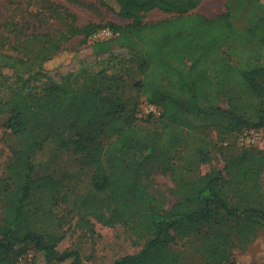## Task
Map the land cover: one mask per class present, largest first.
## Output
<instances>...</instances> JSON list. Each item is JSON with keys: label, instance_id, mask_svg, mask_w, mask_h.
Instances as JSON below:
<instances>
[{"label": "trees", "instance_id": "obj_1", "mask_svg": "<svg viewBox=\"0 0 264 264\" xmlns=\"http://www.w3.org/2000/svg\"><path fill=\"white\" fill-rule=\"evenodd\" d=\"M201 1L100 0L131 21L80 25L76 14L56 9L64 25L55 33L21 25L9 28L12 38L0 34V90L11 93L10 99H0V113H10L7 127L18 139L9 176L0 177L5 213L0 264H12L21 244L27 245L17 253V264L30 249L39 250L47 264H88L80 250L61 251L52 234L28 225L34 194L56 182L50 176L32 177L33 158L49 142L60 153H85L96 165L95 194H75L82 200L75 209L105 224L125 226L145 240L139 251L113 264H183L173 244L194 234L201 264H229L236 262L235 235L242 246L264 226V207L244 191L247 186L250 193L264 191V169L254 163L264 152L254 148H245L223 168L186 179L171 208L145 181L158 169L174 171L187 142L184 128L212 125L224 134L264 130V0H226L225 11L216 16L194 11ZM153 9L169 15L146 21L145 13ZM101 29L115 36L92 43L97 57L108 54L99 62L119 57L114 46L128 47L140 77L136 89L161 108L158 115L149 114L154 127L141 126L136 107L123 106L108 92L119 82L114 76L98 72L81 82L73 72L56 79L43 70L42 63L70 40L82 36L81 42L88 43ZM223 97L228 107L220 103ZM109 129L117 133L105 143L101 136Z\"/></svg>", "mask_w": 264, "mask_h": 264}, {"label": "rangeland", "instance_id": "obj_2", "mask_svg": "<svg viewBox=\"0 0 264 264\" xmlns=\"http://www.w3.org/2000/svg\"><path fill=\"white\" fill-rule=\"evenodd\" d=\"M226 0H202L194 9L196 12L208 16H216L226 9ZM56 9L62 12L65 9L76 14L78 24L89 22L106 23L116 22L122 25L131 20L124 18L114 11L103 6L100 0H0V34L5 32L13 37L9 28L23 25L29 31L57 32L64 25ZM169 14L153 9L146 12V21H157ZM115 35L108 29H101L90 37L88 43L81 42L82 36L70 40L66 47L42 63V68L50 75L59 79L61 75L73 72L81 82L86 80L88 74L104 72L109 78L114 76L118 84L108 90L117 97L120 104L127 108L136 107L138 123L146 128L154 127V121L149 122L151 112L156 115L161 108L150 104L145 96L136 89V82L140 79L136 65L129 60L131 53L126 46L116 45L115 53L119 57L108 63V54L101 53L96 56L92 43L96 40L112 38ZM115 62V63H114ZM3 64V63H2ZM108 85V84H107ZM107 86L103 89L106 90ZM11 93L8 89L0 90V99L8 100ZM220 103L228 107L226 98ZM10 113H0V177L9 176V164L13 157V149L17 147L18 139L7 127ZM117 130L109 129L101 140L110 142L116 136ZM186 144L180 148L175 161L174 171L164 172L158 169L145 181L153 194L165 200L167 208L173 207L181 196V187L186 179L193 178L201 173L208 172L212 167L223 168L237 154L245 148H254L264 152V130L249 128L232 133H222L216 126L199 124L195 129L184 128ZM227 141V143H226ZM202 148L201 153H199ZM49 142L46 148L33 158L35 170L33 178L50 176L56 180L53 186L47 182L31 199L32 214L28 219L37 230L52 234L55 237L58 249H78L81 251L84 262L88 264H113L114 261L126 254L139 251L144 239L131 233L122 225L111 226L98 220L93 214L84 215L75 209L82 204L81 198L77 200L75 194H95L92 185V176L96 165L86 159L85 153L63 151ZM55 158H51V154ZM181 164H180V163ZM254 163L264 169V156L255 159ZM180 164V165H179ZM240 186H244L241 184ZM250 198L257 205L264 207V191L248 192ZM104 196V194H97ZM1 205V203H0ZM5 213L0 206V238ZM27 244L18 245L13 254L12 264H17V253ZM199 237L195 234L187 239H179L173 244L179 253L183 264H201L202 257L199 252ZM232 259L239 264L264 262V226L261 227L251 242L239 245L238 236L235 235L232 248ZM19 264H47L44 255L35 249L25 253Z\"/></svg>", "mask_w": 264, "mask_h": 264}, {"label": "built area", "instance_id": "obj_3", "mask_svg": "<svg viewBox=\"0 0 264 264\" xmlns=\"http://www.w3.org/2000/svg\"><path fill=\"white\" fill-rule=\"evenodd\" d=\"M229 264H239L238 262H231V263H229Z\"/></svg>", "mask_w": 264, "mask_h": 264}]
</instances>
